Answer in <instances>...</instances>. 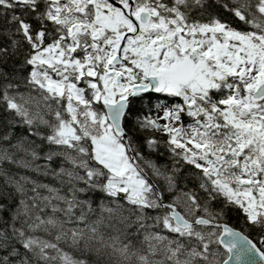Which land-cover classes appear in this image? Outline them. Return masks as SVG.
Here are the masks:
<instances>
[{"label":"snow or ice","instance_id":"6c2138e0","mask_svg":"<svg viewBox=\"0 0 264 264\" xmlns=\"http://www.w3.org/2000/svg\"><path fill=\"white\" fill-rule=\"evenodd\" d=\"M0 264H264V0H0Z\"/></svg>","mask_w":264,"mask_h":264}]
</instances>
